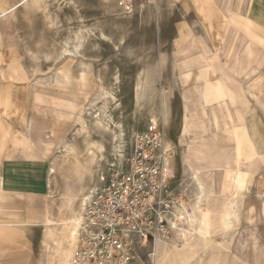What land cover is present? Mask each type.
Returning a JSON list of instances; mask_svg holds the SVG:
<instances>
[{
  "label": "crops",
  "instance_id": "1",
  "mask_svg": "<svg viewBox=\"0 0 264 264\" xmlns=\"http://www.w3.org/2000/svg\"><path fill=\"white\" fill-rule=\"evenodd\" d=\"M162 1L172 3L181 16L171 23L174 40L187 35L183 44L189 59L178 61L180 72L182 66L203 67L202 54L208 61L217 57V75L203 88L204 106L213 132L229 128L234 135V153L217 143L207 146L212 149L204 161L192 150L183 161L182 152V166L189 168L198 190L193 202L201 193L195 181L200 172L211 174L216 196L239 199L237 210L229 213L220 211L226 199L214 197L210 203L214 242L191 235L182 248L168 245L159 254L157 246L154 264H264V0ZM14 2L0 0V14ZM6 14V26H0V264H59L62 256L47 250L49 160L76 129L77 118L87 113L89 99L78 106L66 102L68 94L38 88L22 101L27 110L10 119V83L30 80L21 61H10L13 34ZM195 36L199 40L191 42ZM180 78L185 98H195L185 87L191 80Z\"/></svg>",
  "mask_w": 264,
  "mask_h": 264
},
{
  "label": "rangeland",
  "instance_id": "2",
  "mask_svg": "<svg viewBox=\"0 0 264 264\" xmlns=\"http://www.w3.org/2000/svg\"><path fill=\"white\" fill-rule=\"evenodd\" d=\"M17 1L15 0L13 5ZM75 1L78 2L77 5ZM152 2L151 0L141 5V3L136 4V0H132L130 3L124 0L126 12H130V14L120 19L117 18L115 12L106 11L101 0H47V7L43 11L36 8L35 5L27 9L18 6L14 12L8 11L11 22L10 34L11 32L13 34L10 43V61H16V59L21 61L24 73L30 80L27 82L21 79L13 84L10 83V117L12 120H16L18 113L22 114L27 110V106L23 102L27 100L26 97L31 92L34 78L43 83L44 79L51 76L59 66L60 61L55 58L62 43L70 42L73 34L81 26H88L94 30V36L90 38L85 51L83 50L86 57L72 60L70 65L77 73L83 72L84 67H88L87 75L97 91L103 90L106 83H112L120 103L119 108H113L112 115L117 121L119 112L122 111V128L127 134L122 151L129 146L128 144L133 139L143 140L151 138L153 134H157L163 144L164 141L165 143L169 141L172 160L168 165L170 168L172 165L176 167V170L171 168L176 178H172L171 172L167 173L171 179H167L168 193L165 194L162 201L169 204L168 210L175 204L179 205L180 202L189 203L190 208L198 190L192 179L191 171L186 166H182L181 154L183 155L184 149L187 150L189 146H192V136L183 133L182 129L183 83L180 78V66H178V61L184 57L185 60L189 59L187 57L188 50L184 49L186 46L183 44L187 35L179 34L174 40V34L170 29L171 23L177 16H181L177 15V11L171 7L172 3H162V0H158L157 3ZM125 5L120 6L125 8ZM47 18L48 20H46ZM98 26L102 28L101 32L106 38L101 36ZM195 37L191 42L199 40L198 36ZM30 54L34 56L33 59ZM29 57L32 60L35 59L37 66H40L41 72L35 76H30L32 71L28 66L30 65ZM34 61L31 62L32 65ZM210 61L217 64L216 69L218 70L217 57L213 56ZM115 73H117V80L114 79ZM136 88L138 90L137 99L135 98ZM97 91L89 92L88 98L85 99L91 100L93 95L100 96ZM94 106L99 107L97 109L101 111L102 97L95 102ZM85 108L88 106L86 105ZM76 125V129L69 135V138H72L77 131L78 124L76 123ZM88 127L91 128L88 130L89 139L109 140V135L103 128L93 125ZM166 129L168 135H166ZM84 134L86 132L82 135L84 136ZM233 138L234 135L229 138L219 131L217 146L234 153ZM79 139L83 143V138ZM80 141L78 140L76 145L78 144L77 146L82 148L84 144L81 145ZM110 147L109 141H107L105 158L98 163L100 164L98 168H94L93 164L87 163L86 165L82 162L79 163L78 168L70 170V173L67 167L60 168L61 171L55 181L57 184L54 185L55 191H59H54V197H57L58 203L66 202L69 196L77 193L81 186L90 185L91 188H94L92 184L97 182L98 171L102 163H109L111 158H117V156H112ZM247 149L244 147V150ZM83 165H86L87 168ZM259 171L261 170L259 169ZM66 172L69 174H65ZM58 187L59 189H57ZM172 210L173 208L171 214ZM165 228L167 232L165 235L170 237L169 225ZM131 241H133L129 244L131 250L127 251L125 259H123L126 264H152L149 255L155 246L154 241H147L143 246L139 235L133 237ZM120 260L122 259L120 258Z\"/></svg>",
  "mask_w": 264,
  "mask_h": 264
},
{
  "label": "bare ground",
  "instance_id": "3",
  "mask_svg": "<svg viewBox=\"0 0 264 264\" xmlns=\"http://www.w3.org/2000/svg\"><path fill=\"white\" fill-rule=\"evenodd\" d=\"M77 3L78 2H76V5ZM101 4L104 6L106 11L110 10L113 13L115 12L116 13L115 15L119 19L123 16H127L130 14V12L129 13L126 12V5L124 4V0H101ZM34 5L39 10L43 11L47 7L46 6L47 0H20V1L18 0L15 5H12L7 11L5 10L3 14H0V26L2 27L6 26V19H7L6 13L8 11L10 12L11 10L12 12H14V10L18 6H21L22 9L25 8L27 9ZM120 5L123 6L125 5V8L121 7ZM46 20H48V18ZM98 28L100 29L101 36L103 38H106L103 35V32H101L102 28H100L99 26ZM93 36H94V30L88 28V26L87 27L81 26L80 28H78L76 32L73 34V37L71 35L72 38L70 37L71 38L70 42L64 41L62 43L61 48L56 53L55 60L60 61L59 66L53 71V74L51 76L49 75L47 78L44 79L43 83L36 81L34 78L31 84V91L36 90L38 88H43V90H45L50 94L54 92L65 93L71 97V100L66 102L71 104L74 103L81 106L83 102L86 101L84 98L87 97V94H89V92L97 91L96 90L97 88L95 87L94 83L91 81L89 75H87L89 68L84 67L83 72L77 73V71L75 72L73 67L70 65V61L79 60L81 57H86V55H84L83 50L85 51L86 49L85 47L87 43H89L90 38ZM11 42L12 39L10 35V43ZM32 56L33 55L30 54V57L33 59L34 56L33 57ZM30 57L28 58L30 63V65L28 66L32 71L31 76H35L36 74L41 72L39 69L40 66H37L36 61H34L35 59L32 60ZM198 57L199 58L201 57L200 59L202 60L203 63L206 62L204 63L203 67L192 68L187 66V64L189 65V63L186 64L187 67H183V66L181 67L180 76H185L188 78L187 80H191V82L186 84L185 87L189 89L191 88V92H192L191 94L195 97L192 99H187L185 98L186 93L185 91H183V99H184L182 104V112H183L182 122H183V131H184L183 133L187 135L191 134L193 136L192 148L190 149L187 148V150L184 149L183 161L186 160L187 157L186 154L189 150H192L193 152L192 156H194V158L204 161L203 159L205 158L207 152L210 149H212V148H208L207 146L214 145L217 143L218 132L216 133L211 130L210 119L208 117V114L206 113L204 106V93H203L204 90L203 88L206 87L207 81L214 78L217 75V69L210 60L208 61L206 59L204 54ZM32 61H34L33 65L31 64ZM183 69H185V72H183ZM199 78H202L206 81H204L202 84H199L197 82ZM114 79L117 80V73L114 74ZM111 84L112 83L110 82L106 83L104 85L105 87L103 88V90L97 91L100 94V96L93 95L91 100L89 99V101H86L88 106L86 111L87 113L85 116L77 118V124H78L77 131L75 132V134H73L72 138L68 139L64 143L61 150L51 160H49V168L47 172L48 208L46 214L48 220H46V222L50 226L46 228L47 237H48L47 250L50 252H54L56 256H62L61 260L58 261L59 264H76L75 251L77 249L79 242L82 239L79 231L82 223L85 222L83 216V206L85 202L89 199L90 193L94 189L91 188L90 185L81 186L78 189V192L70 195L69 198L66 200V202L64 203L62 202L61 204L60 202L58 203L56 199L57 197L56 198L54 197V191H55L54 185L57 184L55 181L59 171H61L60 168L67 167L70 173V170L73 171L74 168H78L77 166L81 162L86 165L87 163L93 164L94 168H98V165H100L98 163L103 161L105 158V153H106L105 145L107 144V141H109V145L111 146L110 149L112 150V156H120L122 154V146H124V144L126 143L125 141L127 134L122 128L123 126V115L121 114L122 111L121 113L119 112L120 110L118 111L119 119L117 121H115L112 115L113 108H119L120 103L118 101L119 98H117L114 88ZM100 97H102V105H103L101 111L100 109H97L99 107L94 106L95 102L98 99H100ZM137 97H138V90L136 88L135 98L137 99ZM230 101L234 106L235 101L233 99H230ZM222 108L225 110L224 106H222ZM10 119L12 118L10 117ZM89 125L103 128L108 133L109 140L89 139L90 137L88 134V130L91 129L88 127ZM84 132H86V134H84L83 136L82 134ZM222 132L224 133V135H227L229 138L232 137V132L230 131L229 128H225L224 130H222ZM166 135H168L167 129H166ZM79 138H83V143L80 141ZM78 140L81 142V145L84 144L82 148L77 146L78 144L76 145V142ZM164 144L166 149L168 150L171 149L170 147L171 144L169 143V141H167L166 143L164 141ZM168 163L170 162L165 163L164 172L165 174L171 172L172 178L174 179L176 177L172 172ZM85 168H87V166ZM65 174H67V172ZM195 181L197 182V185L201 191V193L197 197V201L193 204L191 208H189V203L184 204L183 202H180L179 205L178 204L174 205L172 210V217L169 218L168 230H170L171 235L170 237H167L166 235L163 234L162 236L156 239L155 246L153 247V251L149 255L152 264L155 263L156 258L158 257V253L161 254L167 248L168 245L174 244L173 245L174 248H182L184 246V242L191 235L199 236L200 238H203L204 240L209 242H214L213 240L215 237L211 231V217H210L212 211L209 210L210 208L209 205L214 200V197L226 199L225 202L221 205L222 208V210H220L221 212L229 213L237 210L236 201L239 199L238 197L236 196L219 197L215 195L213 189L214 187L213 178L209 172L198 173L195 176ZM92 186L95 187V184H92ZM57 189H59V187ZM62 194L64 195V193ZM231 198L232 201H230ZM213 202L211 204H213ZM127 235L128 233L126 231L124 230L121 231V237L125 238L127 237ZM157 246H158V253H157ZM81 264H91V263L88 262ZM106 264H126V262L123 259L117 260L114 258H108L106 260Z\"/></svg>",
  "mask_w": 264,
  "mask_h": 264
},
{
  "label": "built area",
  "instance_id": "4",
  "mask_svg": "<svg viewBox=\"0 0 264 264\" xmlns=\"http://www.w3.org/2000/svg\"><path fill=\"white\" fill-rule=\"evenodd\" d=\"M128 145L99 168L95 187L83 206L85 222L79 231L82 239L75 251L76 264L125 259L133 237L141 236L144 246L167 233L173 207L168 210L169 204L162 201L168 193L167 179H171L164 166L172 153L157 134L133 139ZM122 230L127 237H121Z\"/></svg>",
  "mask_w": 264,
  "mask_h": 264
}]
</instances>
